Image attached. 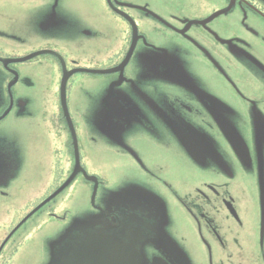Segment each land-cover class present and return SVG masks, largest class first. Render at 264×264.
<instances>
[{
	"label": "flooded vegetation",
	"instance_id": "flooded-vegetation-1",
	"mask_svg": "<svg viewBox=\"0 0 264 264\" xmlns=\"http://www.w3.org/2000/svg\"><path fill=\"white\" fill-rule=\"evenodd\" d=\"M0 5V264H264V0Z\"/></svg>",
	"mask_w": 264,
	"mask_h": 264
},
{
	"label": "rangeland",
	"instance_id": "rangeland-1",
	"mask_svg": "<svg viewBox=\"0 0 264 264\" xmlns=\"http://www.w3.org/2000/svg\"><path fill=\"white\" fill-rule=\"evenodd\" d=\"M21 13V15H20ZM0 15L5 18L0 19V29L6 34L0 37V44L3 46V52L9 54H24L25 52L33 49L36 44L37 28H35L34 21L25 18L24 6L19 5H0ZM1 36V35H0ZM33 64H22L21 68H31ZM33 80L43 83L50 76L53 78L58 77V74L51 70H44L43 68L31 69ZM77 195L73 193V197ZM84 198L86 199L85 195ZM33 200V199H32ZM32 202V201H31ZM29 202L24 208L11 210L13 217L8 220V223L17 221L33 204ZM49 224L43 218H33L26 224L25 230H20L6 247L4 255L10 254V261L8 264H21V244L25 239L42 237L43 230ZM30 264H35L34 259L30 260Z\"/></svg>",
	"mask_w": 264,
	"mask_h": 264
}]
</instances>
